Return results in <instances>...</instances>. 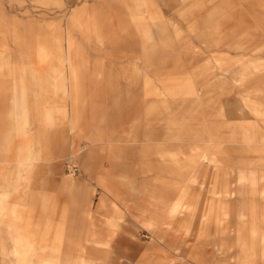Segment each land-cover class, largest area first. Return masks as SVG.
Segmentation results:
<instances>
[{
  "label": "rangeland",
  "instance_id": "1",
  "mask_svg": "<svg viewBox=\"0 0 264 264\" xmlns=\"http://www.w3.org/2000/svg\"><path fill=\"white\" fill-rule=\"evenodd\" d=\"M0 264H264V0H0Z\"/></svg>",
  "mask_w": 264,
  "mask_h": 264
},
{
  "label": "crops",
  "instance_id": "2",
  "mask_svg": "<svg viewBox=\"0 0 264 264\" xmlns=\"http://www.w3.org/2000/svg\"><path fill=\"white\" fill-rule=\"evenodd\" d=\"M86 209H88V204L86 203ZM73 220H74V217L72 216ZM75 222V221H74ZM71 228H73V225H70Z\"/></svg>",
  "mask_w": 264,
  "mask_h": 264
},
{
  "label": "built area",
  "instance_id": "3",
  "mask_svg": "<svg viewBox=\"0 0 264 264\" xmlns=\"http://www.w3.org/2000/svg\"><path fill=\"white\" fill-rule=\"evenodd\" d=\"M71 168H72V171L76 172V167L74 165H72Z\"/></svg>",
  "mask_w": 264,
  "mask_h": 264
}]
</instances>
